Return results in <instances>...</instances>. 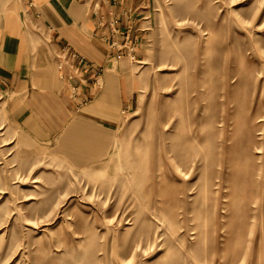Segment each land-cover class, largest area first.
<instances>
[{"label": "rangeland", "instance_id": "rangeland-1", "mask_svg": "<svg viewBox=\"0 0 264 264\" xmlns=\"http://www.w3.org/2000/svg\"><path fill=\"white\" fill-rule=\"evenodd\" d=\"M140 11L104 158L42 138L0 84V264H264V0Z\"/></svg>", "mask_w": 264, "mask_h": 264}, {"label": "crops", "instance_id": "crops-1", "mask_svg": "<svg viewBox=\"0 0 264 264\" xmlns=\"http://www.w3.org/2000/svg\"><path fill=\"white\" fill-rule=\"evenodd\" d=\"M141 7L142 0H0V84L42 138L69 127L61 139L66 148L75 132L73 147L84 162L110 152L132 104ZM113 17L118 35L110 34Z\"/></svg>", "mask_w": 264, "mask_h": 264}, {"label": "built area", "instance_id": "built-area-1", "mask_svg": "<svg viewBox=\"0 0 264 264\" xmlns=\"http://www.w3.org/2000/svg\"><path fill=\"white\" fill-rule=\"evenodd\" d=\"M118 22H119V20H118L117 17H113L112 18V20L110 22L111 26H112L111 29H110V34L111 35H118L121 32L120 28L118 27ZM124 36H125V40H128V41L131 40L129 33L125 34ZM127 47H128V51L129 52L133 51L134 48H135V42L134 41H132V42L130 41V44ZM79 60L83 61V57L80 56ZM73 70H74L75 73H78L79 67L75 66V67H73Z\"/></svg>", "mask_w": 264, "mask_h": 264}]
</instances>
